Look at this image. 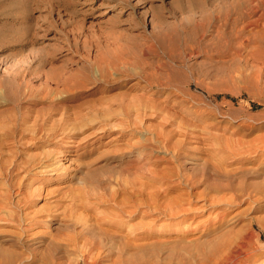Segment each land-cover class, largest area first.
Returning a JSON list of instances; mask_svg holds the SVG:
<instances>
[{"label": "rangeland", "instance_id": "rangeland-1", "mask_svg": "<svg viewBox=\"0 0 264 264\" xmlns=\"http://www.w3.org/2000/svg\"><path fill=\"white\" fill-rule=\"evenodd\" d=\"M114 1L0 0V140L16 136L0 141V205L20 182L10 202H30L0 206L9 264H83L90 249L96 264H176L214 258L250 232L264 245V31L238 42L229 26L207 27L234 0ZM146 43L156 57L140 54ZM112 191L125 214L99 202ZM23 212L40 213L27 246Z\"/></svg>", "mask_w": 264, "mask_h": 264}, {"label": "bare ground", "instance_id": "bare-ground-1", "mask_svg": "<svg viewBox=\"0 0 264 264\" xmlns=\"http://www.w3.org/2000/svg\"><path fill=\"white\" fill-rule=\"evenodd\" d=\"M115 1H117V2H120L121 1V3L122 2H125L124 0H115ZM114 1V2H115ZM140 1H142V0H137V2H136V4L134 5V9L135 8H140V6H141V4H140ZM126 3V2H125ZM139 3V4H138ZM120 4V3H119ZM230 4V3H229ZM120 6V5H119ZM122 6V5H121ZM231 8L230 9H226V10H222L221 9V7L218 9V12H217V14H215L216 15V26L214 25V23L211 21V19L208 21L207 19H205V20H207V22H208V24H207V27L209 28V27H216V33H217V35H224V32H225V29L229 26V28H231V31L229 32L231 35H232V37H235L234 39L235 40H237L238 42L241 40L240 38H243L244 39V37H243V32H246V37H245V39H247V40H252L251 38H254L255 37V35L253 34L254 32V30L255 29H260V30H263L264 31V0H241L240 2H237L236 0H234L233 1V3L231 2ZM260 8H262V10H261V12L257 15V11L260 9ZM153 10V9H152ZM202 10V9H201ZM155 14V13H154ZM157 16V15H156ZM152 17V16H151ZM158 17V16H157ZM161 17V16H160ZM159 17V18H160ZM215 17V16H214ZM158 18V19H159ZM213 19V18H212ZM161 20H162V18H161ZM157 21V20H156ZM150 22V24L152 25V27L154 26V17L152 18V20L151 21H149ZM160 22V25L161 24H163L162 23V21H158V23ZM205 22V21H204ZM199 23V22H198ZM200 23H201V21H200ZM199 23V25H201V26H203V27H205V25L204 24H200ZM166 27V26H165ZM165 27H163L162 25H161V30H163V32H165V33H167V31L169 30V26H167L166 28ZM154 29H155V27H154ZM212 29V28H211ZM213 30V29H212ZM157 31V30H156ZM202 31V30H201ZM204 31V30H203ZM205 32V31H204ZM213 32V31H212ZM253 32V33H252ZM251 33L253 34V35H251ZM257 33V32H256ZM255 33V34H256ZM262 33V32H261ZM260 34V33H259ZM258 34V35H259ZM263 34H264V32L262 33V37H263ZM164 36H169V35H164ZM188 36V35H187ZM153 37H155L154 35H153ZM199 37L202 39L203 37H204V33H201V34H199ZM230 37V36H229ZM231 37V38H232ZM261 37V36H260ZM150 38V37H149ZM169 38H171V37H169ZM256 38V37H255ZM150 39H152V38H150ZM188 39V38H187ZM240 39V40H239ZM242 39V40H243ZM259 39V38H258ZM171 41H173V40H171ZM244 41V40H243ZM243 41H241V42H243ZM152 42V41H151ZM187 42V41H186ZM248 42V41H247ZM252 42V41H251ZM244 44L243 45H245L246 46V42H243ZM238 44V43H237ZM264 44V43H263ZM260 45V44H259ZM170 46H172V45H170ZM175 45H173V47H174ZM153 47H155L152 43L150 44H148V43H146L143 47H142V49H141V53L140 54H142V56H146V57H150V56H155L156 55V51L153 49ZM242 47V46H241ZM177 48V47H176ZM263 49V48H262ZM174 50V49H173ZM170 51H171V48H170ZM169 51V52H170ZM264 51V50H263ZM171 53H172V51H171ZM137 55V54H136ZM163 55V54H162ZM172 55V54H171ZM157 56V55H156ZM155 56V57H156ZM166 58V57H165ZM126 62H128L127 60H126ZM162 62V61H161ZM130 63V62H129ZM124 64V63H123ZM156 64V63H155ZM129 66V65H128ZM157 66H159V67H163L164 68V66H162L161 64H157ZM156 67V66H155ZM166 67V69H167V66H165ZM114 68V67H113ZM120 68V67H119ZM153 69H154V67H153ZM156 69V72L158 71V70H161V69H159V68H155ZM116 70V69H115ZM121 70V69H120ZM132 70V69H131ZM162 70H164V69H162ZM125 71V70H124ZM165 71V70H164ZM136 72V71H135ZM142 72H143V70H142ZM141 72V73H142ZM161 72H163V71H161ZM153 73V72H152ZM166 74V73H165ZM126 75V74H125ZM129 75H131L130 73H129ZM105 76V75H104ZM168 76L166 75V78H167ZM100 78V77H99ZM140 78L141 79H143L144 78V73H142L141 75H140ZM107 79V78H106ZM145 79V78H144ZM165 79V78H164ZM94 80H96V79H94ZM158 81H157V87L158 88H162V87H167V86H169V84H170V82L169 81H163V80H161V78L160 79H157ZM90 81V80H89ZM104 81V80H103ZM146 81V80H145ZM146 82H148V81H146ZM134 85V84H133ZM149 86L151 87V83H149ZM133 86H131V87H129V89H127L126 90V95H129V93L132 91V90H134V88H132ZM132 88V90H130ZM151 88H153V87H151ZM129 93H128V92ZM137 94V93H136ZM135 94V95H136ZM126 95H124L125 97H127ZM131 96V95H130ZM132 97V99L134 100V98H133V96H131ZM143 96H138V98H142ZM28 99V98H27ZM128 99V98H127ZM131 99V98H130ZM137 101V100H136ZM141 101H139V103H140ZM34 103H36V102H34ZM138 103V104H139ZM26 104H28V103H26ZM30 104V103H29ZM124 104V103H123ZM131 104H133L132 102H131ZM137 104V105H138ZM33 105H35V104H33ZM128 104H126V106H127ZM136 105V106H137ZM124 106H125V104H124ZM140 105H138L137 107H135V109L136 110H138V107H139ZM119 107H121V106H119ZM128 108V107H127ZM127 108H125L126 110H127ZM131 108V107H130ZM149 110H151V109H149ZM53 111V110H52ZM128 111V110H127ZM139 111V110H138ZM129 112V111H128ZM127 114V113H126ZM129 114V113H128ZM138 114V113H137ZM42 119H44V118H42ZM131 120V119H130ZM44 120H42V122H43ZM42 124V123H41ZM41 126V125H40ZM189 127V126H188ZM60 129H61V127H60ZM61 132H62V130H61ZM36 134V133H35ZM33 137V136H32ZM39 137V136H38ZM2 138L3 139H5L7 142V144L10 142V138L12 139V141L10 142L12 145H13V143L15 142V139H16V136H15V131L14 132H8V134H4L3 136H2ZM165 138V137H164ZM1 139V138H0ZM2 139V141H4ZM31 139H37V138H31ZM1 141V140H0ZM1 141V142H2ZM35 142V141H34ZM33 142V143H34ZM26 143H27V141H26ZM31 143V142H30ZM3 144H5L4 142H3ZM0 146H2V144H0ZM10 146V145H9ZM257 146V145H256ZM233 147V146H232ZM229 148V147H228ZM260 153V152H259ZM235 157V156H234ZM9 166V165H8ZM12 166V165H11ZM7 169H8V167H7ZM17 169V167L15 166V163H14V166L13 167H11L8 171H6V177H9L10 178V180L12 181L13 179H15V176L16 175H14L13 173L15 172V170ZM3 172V171H2ZM17 172V171H16ZM4 173V172H3ZM3 177V176H2ZM9 178H8V181H9ZM24 178V177H23ZM17 179V178H16ZM26 180V179H25ZM18 181V180H17ZM22 181V180H21ZM13 182H14V180H13ZM18 182H20V181H18ZM6 183V182H5ZM11 183V182H10ZM15 183V182H14ZM17 183V182H16ZM21 183V182H20ZM18 184V185H16V187L15 188H13L15 185H12V184H10V185H7V187H6V189L4 190V189H2V191H1V193H3V195H2V202H3V204L5 203V205L7 206L6 208H8V206H9V208H10V205H12L11 204V202H10V197H11V195H12V193H15V192H17V194L22 190V189H24V186H26L25 185V183H27V182H23V183H21V184ZM133 183V182H132ZM6 184H8V182L6 183ZM5 184V185H6ZM3 185L4 184H2L1 186L3 187ZM5 185H4V187H5ZM125 185V184H124ZM130 185V184H129ZM27 186H28V184H27ZM26 186V187H27ZM25 187V188H26ZM130 187V186H129ZM14 190V189H18V191H15V192H12L11 193V190ZM4 190V191H3ZM26 190V189H25ZM123 190H126V189H123ZM122 190V191H123ZM23 191V190H22ZM129 191V190H128ZM137 191V190H136ZM33 193V192H32ZM136 193V192H135ZM140 193V192H139ZM23 194H24V196L21 194V199L22 198H25V196L27 195H25V193L23 192ZM110 196H109V198L108 199H104L102 196L101 197H98V198H100V200H99V202H103V203H105L106 204V206H110L111 207V209L113 210V209H115V208H117V209H115L118 213L120 212V213H126V207H129V206H127V200L125 199V200H121V201H118V200H116V201H118V202H115V198L117 197V195L115 196V195H112L113 194V191H112V193L110 192ZM14 195V194H13ZM82 195V194H81ZM118 195H120V194H118ZM128 195V194H127ZM137 195V194H136ZM129 197H130V195H128ZM136 197V196H135ZM12 198H13V196H12ZM11 198V199H12ZM17 198V197H16ZM15 198V199H16ZM20 197L18 196V198L17 199H19ZM29 198V197H28ZM31 198H32V194H31ZM30 198V199H31ZM75 198V197H74ZM77 199H78V197H76ZM106 198V197H105ZM125 198V197H124ZM149 198V197H148ZM128 199V198H127ZM260 199V198H259ZM0 200H1V195H0ZM29 200V199H28ZM74 200V199H73ZM79 200V199H78ZM137 200V199H136ZM14 201V200H13ZM16 201V203L15 202H13L14 203V205H15V207L17 208V209H22V208H24V209H22V210H26V209H28V208H30V206L28 205V203H30V202H27V200H25V199H23V200H15ZM30 201V200H29ZM115 202L114 204H115V206L114 205H112V204H109V203H107V202ZM133 201H135V200H133ZM129 202V201H128ZM155 202V201H154ZM133 204V203H132ZM131 204V205H132ZM175 204V203H174ZM2 205V204H1ZM0 205V206H1ZM14 205H12V206H14ZM55 205V204H54ZM53 205V206H54ZM59 205V204H58ZM128 205H130V202H129V204ZM134 205V204H133ZM132 205V206H133ZM137 205V202L135 201V205L133 206V207H135ZM139 205V204H138ZM2 206H4V205H2ZM56 206V205H55ZM79 206V205H78ZM140 206V205H139ZM75 207H77V206H75ZM81 207V206H80ZM137 207V206H136ZM0 208H3V207H0ZM4 208H5V206H4ZM6 208H5V210H6ZM55 208V207H54ZM131 208V207H130ZM49 209V208H48ZM135 209V208H134ZM0 210H2V209H0ZM31 210V209H30ZM53 210V209H52ZM74 210V209H73ZM131 210V209H130ZM137 210V209H136ZM135 210V211H136ZM171 210V209H170ZM3 212H4V209L2 210ZM1 211V212H2ZM6 211H8V209L6 210ZM18 211V210H17ZM43 211V210H42ZM46 211H48V210H46ZM45 211V213H50V212H46ZM134 211V210H133ZM27 212H30L29 210H27ZM34 211H32V213H33ZM127 212H128V209H127ZM129 212H131V211H129ZM178 212V211H177ZM11 213H12V210H11ZM31 213V214H32ZM39 213V212H38ZM53 213H54V211H53ZM56 213V212H55ZM133 213H135V212H133ZM169 213V212H168ZM22 215L20 216V218L17 220L16 218V220H17V223H22V226H21V228H22V230H21V232H22V234H24V237L22 238V239H20V243H21V245H24V246H27V241H28V239L26 240V237H28V231H29V229L31 228V227H33V226H36V225H39L41 222H40V220H38V216L40 215V213H39V215L37 216V213L35 212L33 215H31L30 213H25V212H23V213H21ZM127 214H129V213H127ZM131 214V213H130ZM170 214V213H169ZM173 214V213H172ZM5 215V214H4ZM171 215V214H170ZM0 216H1V213H0ZM6 216H8L9 218H12V217H14L13 215H12V217H10L11 215H6ZM52 215H48V217L51 219V221H54L55 220V218L54 217H51ZM135 216V215H134ZM4 217V216H3ZM3 217H0V218H3ZM48 217H45V218H48ZM13 219V218H12ZM15 219H13L14 221H15ZM57 219V218H56ZM4 220H5V218H4ZM9 221V220H8ZM13 221V222H14ZM4 222V221H3ZM9 222H11V221H9ZM4 223H6V221L4 222ZM12 223V222H11ZM16 223V221L14 222V224ZM13 224V223H12ZM114 224V223H113ZM262 224V223H261ZM260 224V225H261ZM19 225H21V224H19ZM263 225V224H262ZM4 226V225H3ZM251 226V225H250ZM253 226V225H252ZM262 228V230L264 231V227H261ZM105 232V231H104ZM248 232V231H247ZM259 232V231H258ZM19 233V232H18ZM250 233H252V234H254L253 232H250ZM250 233H248V234H246V236L242 239V237H240L241 239H242V241L240 242H237V243H234V245H233V243L232 244H229V243H227L225 246H223L222 247V249H219L218 251H219V253L216 255V257H214V258H208V259H206V260H204L205 258H203L202 260H197V261H188V260H185V258H183V260H177V263L176 264H264V261L262 262V261H260V260H262V258L264 257V245H263V242H262V244L260 243V241L262 240V238H261V235H258L257 234V236H256V241H253L252 239H254L255 238V236H254V238H253V235L252 234H250ZM264 233V232H263ZM21 234V233H20ZM72 234V233H71ZM77 234V233H76ZM75 234V235H76ZM82 234V233H81ZM113 234V233H112ZM115 234V233H114ZM19 236V235H18ZM10 237V236H9ZM20 237V236H19ZM57 237H59V236H57ZM32 238V237H31ZM35 238V237H34ZM38 238V237H37ZM61 238V237H60ZM70 238V237H69ZM19 239H18V242H19ZM71 239V238H70ZM67 239L66 241L68 242V244H70L69 242H71L72 244H73V240L71 239ZM82 239V238H81ZM34 240V239H33ZM55 240V239H54ZM57 240V239H56ZM61 240V239H60ZM68 240H70V241H68ZM240 240V239H239ZM8 243H10V244H12L11 246H13V241H12V239L11 240H6ZM214 241V240H213ZM2 242V241H1ZM43 241H41V242H37V243H42ZM211 242V241H210ZM220 242V241H219ZM225 242V241H224ZM53 243L54 242H52V245H53ZM122 243H124V242H122ZM212 243V242H211ZM34 244H36V243H34L33 242V244L32 245H34ZM76 244H77V242H76ZM126 244V243H125ZM9 245V244H8ZM16 245V244H15ZM14 245V246H15ZM18 245V244H17ZM56 245V244H55ZM71 245V244H70ZM78 245V244H77ZM120 245V244H119ZM123 245V244H122ZM54 246V245H53ZM72 246H75V243L72 245ZM121 246V245H120ZM136 246H138V245H136ZM2 247V246H1ZM0 247V248H1ZM19 247V246H18ZM129 246H128V244H126V245H124L123 246V251H124V249H129L128 248ZM212 247H213V245H212ZM211 247V248H212ZM28 248L30 249V247L28 246ZM55 248V247H54ZM54 248H53V251L54 252H56V249L58 248H56L55 250H54ZM79 248V247H78ZM86 248V247H85ZM100 248V247H99ZM121 248V247H120ZM219 248H221V247H219ZM4 249V248H3ZM11 249V248H10ZM22 249H24V248H22ZM76 249V248H75ZM87 249V248H86ZM101 249V248H100ZM140 249H142V248H140ZM33 250V249H32ZM59 250V249H58ZM92 249H90V251H91ZM119 250V249H118ZM131 250V249H130ZM200 250V249H199ZM13 251V250H12ZM22 251V250H21ZM31 251V250H30ZM29 251V252H30ZM88 252V251H86L85 253H87V254H85L84 256H81V263H83V264H96L95 263V260L96 259H92V257H91V255H92V253L91 252ZM20 252V251H19ZM31 252H33V251H31ZM201 253H202V251H200ZM20 253H22V252H20ZM80 253H83V252H80ZM119 253V252H118ZM120 253H122V252H120ZM120 253H119V255H120ZM143 253V252H142ZM188 253V252H187ZM13 254V252H8V251H5V250H2V249H0V256H2V257H4L5 259H7L8 260V262H4V264L6 263H10L11 261H12V258H14V256L12 255ZM50 254H52V252L50 253ZM126 254V253H125ZM20 255V254H19ZM32 255H34L35 256V254H32ZM200 255V254H199ZM209 255V254H208ZM20 256H24V254H22V255H20ZM50 256V255H49ZM48 256V257H49ZM122 256V255H121ZM180 256V255H179ZM182 256V255H181ZM183 256H186V255H183ZM182 256V257H183ZM203 256V255H202ZM189 257V256H188ZM191 257V256H190ZM193 257V256H192ZM22 259L24 258V257H21ZM34 258V257H33ZM57 258V257H56ZM59 258V257H58ZM57 258V259H58ZM79 258V257H78ZM177 258V257H176ZM180 258V257H179ZM200 258V257H199ZM202 258V257H201ZM9 259L11 260L10 262H9ZM119 259V258H118ZM138 259V258H137ZM137 259H135L132 263H130V264H133V263H138V264H174L173 262H171V261H164V260H160V258H159V260H151L150 258H146V260L145 261H142L143 260V257H142V259H141V261L140 262H138L139 260H137ZM150 259V260H149ZM4 260V259H3ZM2 260V261H3ZM48 260H50V262L52 261V260H54V257H53V255L51 256V258L50 259H48ZM148 260V261H147ZM193 260V259H192ZM195 260V259H194ZM32 261H33V259H32ZM77 261V260H76ZM136 261V262H135ZM22 262V261H21ZM49 262V263H50ZM53 262H55V260L53 261ZM260 262V263H259ZM2 262H1V259H0V264H1ZM27 262H25V264H26ZM33 263V262H32ZM77 263H80L79 261L77 262ZM55 264H57V263H55ZM71 264H73V263H71ZM75 264H76V262H75ZM128 264V263H127Z\"/></svg>", "mask_w": 264, "mask_h": 264}]
</instances>
